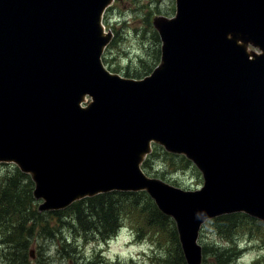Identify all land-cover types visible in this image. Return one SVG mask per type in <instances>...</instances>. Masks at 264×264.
<instances>
[{
	"label": "water",
	"instance_id": "obj_1",
	"mask_svg": "<svg viewBox=\"0 0 264 264\" xmlns=\"http://www.w3.org/2000/svg\"><path fill=\"white\" fill-rule=\"evenodd\" d=\"M114 1L0 0V163L34 178L44 212L147 192L201 264L208 220L264 222V0H176V17L154 21L162 61L143 79L103 63ZM153 144L192 161L204 187L147 176Z\"/></svg>",
	"mask_w": 264,
	"mask_h": 264
},
{
	"label": "rangeland",
	"instance_id": "obj_2",
	"mask_svg": "<svg viewBox=\"0 0 264 264\" xmlns=\"http://www.w3.org/2000/svg\"><path fill=\"white\" fill-rule=\"evenodd\" d=\"M176 11V0H117L107 13L109 16L106 30L108 31L110 28L117 39V42L106 53L108 59L106 63L110 62L108 68L110 69L113 64V69L119 68L118 72L112 70L113 73L126 77L125 73L127 72L138 77L126 78L141 79L146 76L144 74L148 73L147 76H149L160 67L161 52L159 62L156 59V53L158 49L161 50L162 41L154 21L158 17L159 19L166 18V16L172 18ZM116 31H118V35L115 34ZM153 32L157 33L158 42L155 40ZM160 147L162 151L159 160L157 159L152 166L154 171L160 174V177L155 179L184 190L196 191L204 187L205 179L195 164L191 162L192 165L186 166L184 163L176 161L172 166L171 158L165 153L175 154L169 153L162 146ZM6 170L8 168H0V172L3 174L8 173ZM29 176L35 184V192V180L31 175ZM35 199L39 201V211L46 213L40 210L45 201L42 198L35 197ZM45 221L48 222L47 219ZM173 221L176 224V221ZM208 223L209 221L200 230L198 238V245L202 247L201 264H224L218 259L214 250H230L236 244L239 245L237 251L241 252L235 261L236 264H264V227L258 229L254 226L256 231H252L253 236L237 234L236 238L228 240L219 235L218 228L208 225ZM123 226L125 228L120 229L121 231L111 242L109 241V244H106L108 238L103 239L97 236L99 235L97 232L86 235L82 231L77 233L66 231L65 227L62 230V237H67L68 241L72 242L71 246H66L69 248L68 254L62 252L61 242H59L61 238L56 240L37 239L33 242V248L36 249L35 259H30L33 264H105L107 262L129 263L131 260L138 264H161L158 262V257L163 253L158 248V244L153 243L152 239L147 236L148 232L143 223L135 219L132 221L128 219L123 223ZM242 230L240 229L238 233ZM162 236L163 231H161L160 240H163ZM163 248L168 250L166 242H163ZM156 249L158 253L153 255ZM9 260L11 258L5 260L0 253V264H9Z\"/></svg>",
	"mask_w": 264,
	"mask_h": 264
},
{
	"label": "trees",
	"instance_id": "obj_3",
	"mask_svg": "<svg viewBox=\"0 0 264 264\" xmlns=\"http://www.w3.org/2000/svg\"><path fill=\"white\" fill-rule=\"evenodd\" d=\"M153 33L158 42L157 33ZM160 52L161 50L158 49L156 53L158 62ZM118 70L119 68L114 69L115 72ZM144 75L147 76L148 73ZM125 76L138 77L127 72ZM161 151V147L155 146L143 165L147 174L156 178L160 177V174L156 173L152 166L157 159L159 160ZM165 154L171 158L172 166L176 161L186 166L192 165L191 161L184 156ZM0 168H8L6 170L8 173L0 172V253L5 260L11 258L9 264H33L31 249L34 247V240L37 239L61 238L59 242H61L62 252L68 254L69 248L66 246H71L72 242L68 241L67 237H62V230L65 227L66 231L76 233L82 231L86 235L97 232L99 234L97 236L107 239L116 236L128 219L142 222L148 232L147 236L153 243L158 244V248L163 253L158 257L159 263L187 264L175 222L160 211L146 192L101 194L77 201L64 211L42 213L39 211V201L34 197L35 184L31 177L15 165L0 164ZM209 224L218 228L219 235L228 240H233L237 234L253 236L252 231H256L255 227L258 229L264 227L263 222L242 213L221 216L211 220ZM240 229L243 230L238 233ZM161 231H163V240H160ZM163 242H166L168 250L163 248ZM238 246L236 244L230 250H214V252L224 264H236L235 261L241 253L237 251ZM153 253V255L157 254L158 250L156 249ZM105 264L138 263L131 260L129 263L107 262Z\"/></svg>",
	"mask_w": 264,
	"mask_h": 264
}]
</instances>
